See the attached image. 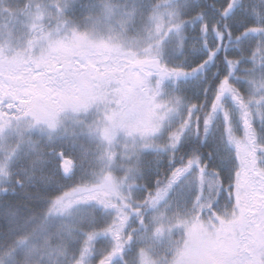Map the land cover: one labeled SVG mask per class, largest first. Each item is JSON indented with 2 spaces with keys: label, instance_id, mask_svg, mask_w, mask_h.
I'll list each match as a JSON object with an SVG mask.
<instances>
[{
  "label": "rangeland",
  "instance_id": "obj_1",
  "mask_svg": "<svg viewBox=\"0 0 264 264\" xmlns=\"http://www.w3.org/2000/svg\"><path fill=\"white\" fill-rule=\"evenodd\" d=\"M218 5L227 23L193 19L188 27L202 0H0V102L41 99L53 110L72 102L49 124L31 118L0 130V245L8 211L23 198L49 204L77 188L37 242L0 264H264V35L256 28L264 27V0ZM224 28L234 36L225 77L255 113L247 116L254 132L226 94L207 127L210 166L227 190L206 171L203 199L194 200L193 171L162 199L158 178L194 137L198 114L188 108L205 101L216 69L208 51L220 52ZM82 35L88 45L77 53L71 46ZM256 53V63L245 61ZM74 55L81 68L58 73ZM8 74L27 87L5 100ZM172 132L182 135L175 149ZM118 196L136 212L120 208ZM133 228L138 255L122 256Z\"/></svg>",
  "mask_w": 264,
  "mask_h": 264
},
{
  "label": "trees",
  "instance_id": "obj_2",
  "mask_svg": "<svg viewBox=\"0 0 264 264\" xmlns=\"http://www.w3.org/2000/svg\"><path fill=\"white\" fill-rule=\"evenodd\" d=\"M219 0H202V6L197 9V12L190 18L186 19L187 21L185 24L189 27L191 20H199V22L203 21L205 18H212L218 21V23L223 24L227 23L228 17H225V13L222 8L218 5ZM260 33L264 35V27H256ZM230 39H234L233 34L224 28L223 35H222V43L220 52H210L208 51L209 56L214 57L216 62V69L212 76L211 81L208 80L207 86L205 87L204 91V100L201 103V107H199L191 117L198 114L200 119L199 125V134L197 135V118L194 120L192 124L195 127V134L193 139L185 145V147H179V153L177 154L176 163H180V165H185L190 158L196 159L199 163L194 165V168L206 167V171H208L212 176H214L219 184L220 190L225 192L228 188L224 180L223 172H220L210 166V163L213 158V152L210 149L208 142H209V132L208 127L205 126L203 121L207 118L209 110L211 109V100L214 99L217 89L221 83V81L225 78V72L229 68V60L224 56V51L228 46V41ZM152 48H155L152 46ZM145 51H143L144 53ZM263 53H256L254 54L253 58L246 59V62H253L256 63L259 60L260 56ZM259 71L264 72V65L263 67L259 68ZM236 91L238 89L234 88ZM231 97L233 94L230 93ZM226 97V94L225 96ZM223 97V98H224ZM222 98V99H223ZM192 105V104H191ZM190 105V106H191ZM241 114L243 111L238 107ZM189 110V108H188ZM207 127V134H205V128ZM181 159L179 162L178 160ZM173 160L172 163L166 164L160 173V178H158L159 185L166 184L165 180L167 176L172 171V167L175 165ZM219 173V175H216ZM165 179V180H164ZM222 183V187H221ZM157 185V186H159ZM230 187V185H229ZM232 188V187H230ZM77 188L72 189L71 191L64 192L62 194H56L52 197L51 202L49 204L45 203H38L34 199H27L23 198L22 202L19 206H17L16 210H9L8 212L10 215V220L12 221L11 224L9 222L5 223V232L6 239L4 243L0 245V263H6L11 261L15 258V256L24 248L28 247L29 245L37 242L40 239V236L45 232L46 228L49 225V222L55 216V214L60 210L62 204H66L68 199L72 198V194L76 191ZM119 198V196H118ZM120 199V198H119ZM148 200V197H147ZM146 200V203H147ZM120 208H124L128 211V214L131 216L132 213L136 212L131 204L125 202V200L120 199L119 203ZM3 210L0 209V214L2 215ZM2 221H5V218L0 220V224L3 225ZM31 225L30 230H27ZM134 231L133 228L130 233L126 237V241L123 244V252L122 256L132 254L133 256H137L138 249H135L133 246L134 242Z\"/></svg>",
  "mask_w": 264,
  "mask_h": 264
},
{
  "label": "snow or ice",
  "instance_id": "obj_3",
  "mask_svg": "<svg viewBox=\"0 0 264 264\" xmlns=\"http://www.w3.org/2000/svg\"><path fill=\"white\" fill-rule=\"evenodd\" d=\"M202 66V65H201ZM198 68H194L192 71H197ZM184 73L182 72H175L174 75H182ZM228 93H232L233 94V100L239 105L240 109L243 111L244 116H245V127L246 129L251 133L254 132V129L252 127V124L250 123V121L247 119V116L249 114L255 115V113H250L249 112V108H250V104L248 102H245L243 100L242 97H240L237 93L236 90L233 88V86L230 84L229 79L227 77L224 78L223 81H221L218 89H217V93L212 101L211 104V109L209 110L208 116L207 118L203 121V123L205 124V126L209 125L212 122V114L216 113L218 111V109L222 106V98L225 96V94ZM258 103L261 104V108L259 111V115L262 121H264V96H262L261 101H259ZM201 107L200 105L197 104H192L189 107L188 113H189V117H191V115L199 108ZM225 117L227 118V113H224ZM199 125H200V119L199 117H197V135L199 134ZM190 123L188 120H185L182 125L181 128L186 130V127H190ZM205 134H207V127L205 128ZM171 138H172V148H176L179 144V142L182 139V135L178 134L177 132H172L171 133ZM257 141H253V143H256ZM253 152H255V148L253 149ZM199 162L194 159V158H190L188 160V162L179 167L176 168L174 171H172L171 175L167 178V183L160 189L157 190V196H159L160 198H164L166 197L172 190H174L177 185L181 184V181H184L186 179V177H188L193 171H195L197 173V184H198V192L199 195L194 197V200L196 201H201L203 199V193L205 191V189L203 188V184H204V173L206 172V167H200V168H194V165L198 164ZM253 164H255V156H253ZM68 169L65 167L64 171H67ZM261 176H264V172L260 173ZM216 175H219V173H216ZM157 183L159 184V181H157ZM221 187H222V183H221ZM217 201H218V195H217ZM105 207H107V205H105ZM125 219H127V217H125ZM123 220L121 221V224H123ZM109 260L110 257H106L104 259H101L99 264H109Z\"/></svg>",
  "mask_w": 264,
  "mask_h": 264
},
{
  "label": "flooded vegetation",
  "instance_id": "obj_4",
  "mask_svg": "<svg viewBox=\"0 0 264 264\" xmlns=\"http://www.w3.org/2000/svg\"><path fill=\"white\" fill-rule=\"evenodd\" d=\"M88 40H89V37H87L86 35H82L80 42H76V39H75V43H76L75 46H71V45L70 46L73 47V49L77 48V53H78V52H81L82 46L88 45ZM72 57L70 61H73V60L75 61L76 56L74 55ZM1 64H2V60H0V70L2 67ZM7 78L12 80V84L10 86L6 84L8 86V90L4 92V95L7 94V96H4L5 100L7 97H9L8 94H11L14 89H24L25 87H27V85L24 82L14 79L9 74L5 76V81L7 80ZM11 97L13 99L14 98L16 99L14 95ZM42 103L44 105H42ZM68 103L69 104L66 105L64 102H60V105L64 104V106L58 108L57 110H53L51 106H47L46 103L42 101L41 99L38 100V103H36V99L35 101L34 100H30V101L20 100L19 102L16 99L15 101L13 100L9 104L1 100L0 102V128L1 129L0 130H4V132H7L10 128L23 124L24 122L28 121L31 118H35V120L38 123L49 124L50 120L56 119L57 117L59 119L66 114L67 108L68 106L72 104V102H68ZM50 110H52L51 113H49Z\"/></svg>",
  "mask_w": 264,
  "mask_h": 264
},
{
  "label": "water",
  "instance_id": "obj_5",
  "mask_svg": "<svg viewBox=\"0 0 264 264\" xmlns=\"http://www.w3.org/2000/svg\"><path fill=\"white\" fill-rule=\"evenodd\" d=\"M77 65L78 67L80 66V64H75L74 62L71 63H67L65 65H63L62 67L58 68V72H63V71H70L74 68V66ZM96 68L95 67H89V70L94 71ZM8 83H12L10 79H7Z\"/></svg>",
  "mask_w": 264,
  "mask_h": 264
},
{
  "label": "bare ground",
  "instance_id": "obj_6",
  "mask_svg": "<svg viewBox=\"0 0 264 264\" xmlns=\"http://www.w3.org/2000/svg\"><path fill=\"white\" fill-rule=\"evenodd\" d=\"M62 161H63L64 164H67V162H68L67 158L65 156H63V155H62Z\"/></svg>",
  "mask_w": 264,
  "mask_h": 264
},
{
  "label": "clouds",
  "instance_id": "obj_7",
  "mask_svg": "<svg viewBox=\"0 0 264 264\" xmlns=\"http://www.w3.org/2000/svg\"><path fill=\"white\" fill-rule=\"evenodd\" d=\"M210 211H211V209H210Z\"/></svg>",
  "mask_w": 264,
  "mask_h": 264
}]
</instances>
